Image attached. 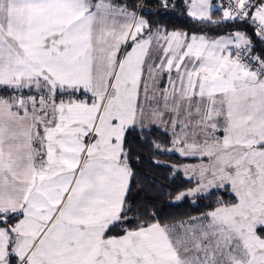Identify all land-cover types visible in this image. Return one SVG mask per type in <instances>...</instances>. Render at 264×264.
<instances>
[{"label":"snow or ice","instance_id":"1","mask_svg":"<svg viewBox=\"0 0 264 264\" xmlns=\"http://www.w3.org/2000/svg\"><path fill=\"white\" fill-rule=\"evenodd\" d=\"M0 264H264V0H0Z\"/></svg>","mask_w":264,"mask_h":264}]
</instances>
